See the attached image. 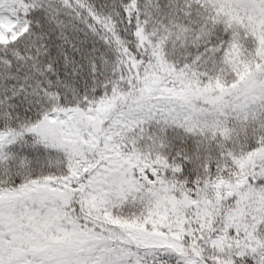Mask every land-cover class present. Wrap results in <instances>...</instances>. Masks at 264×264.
Masks as SVG:
<instances>
[{
	"label": "snow or ice",
	"instance_id": "6c2138e0",
	"mask_svg": "<svg viewBox=\"0 0 264 264\" xmlns=\"http://www.w3.org/2000/svg\"><path fill=\"white\" fill-rule=\"evenodd\" d=\"M0 264H264V0H0Z\"/></svg>",
	"mask_w": 264,
	"mask_h": 264
}]
</instances>
